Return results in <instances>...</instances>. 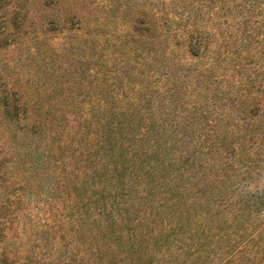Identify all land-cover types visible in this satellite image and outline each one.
Returning <instances> with one entry per match:
<instances>
[{
  "label": "trees",
  "instance_id": "1",
  "mask_svg": "<svg viewBox=\"0 0 264 264\" xmlns=\"http://www.w3.org/2000/svg\"><path fill=\"white\" fill-rule=\"evenodd\" d=\"M0 264H264V0H0Z\"/></svg>",
  "mask_w": 264,
  "mask_h": 264
},
{
  "label": "rangeland",
  "instance_id": "2",
  "mask_svg": "<svg viewBox=\"0 0 264 264\" xmlns=\"http://www.w3.org/2000/svg\"><path fill=\"white\" fill-rule=\"evenodd\" d=\"M258 186H262V182H259V181H254L253 183H251L250 187L253 189V188H256Z\"/></svg>",
  "mask_w": 264,
  "mask_h": 264
}]
</instances>
